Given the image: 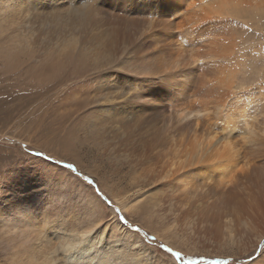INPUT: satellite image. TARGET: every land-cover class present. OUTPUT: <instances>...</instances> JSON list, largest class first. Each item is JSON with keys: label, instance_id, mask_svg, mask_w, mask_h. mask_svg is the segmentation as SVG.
Here are the masks:
<instances>
[{"label": "rangeland", "instance_id": "obj_1", "mask_svg": "<svg viewBox=\"0 0 264 264\" xmlns=\"http://www.w3.org/2000/svg\"><path fill=\"white\" fill-rule=\"evenodd\" d=\"M90 2L93 0H5L6 9L0 10V264H26L25 256L34 253L33 246L36 249L41 237L34 233L33 239L21 242L5 227L8 218L19 225L27 220L35 226L44 225L45 219L57 225L69 220L74 232L90 229L95 230L94 234L104 235L101 245L110 250L119 245L128 248L132 244L128 233H132L141 241L139 246L147 250L149 264H205L211 260L264 264V235L253 236L257 244L251 245V252L237 245L215 248V236L205 237L203 228L200 230L194 206L184 210L185 205L177 202L174 191L170 192L165 180L153 172L155 160H151L153 164L127 163L126 155L131 153L130 144L134 145V140L119 145L112 137L107 125L111 103H105L106 98L101 96L110 89V77H118L120 87L130 89L127 81L135 77L123 71L134 69L132 73H138L141 69L126 45L111 49L82 26L84 15L89 18L101 11L100 16L98 12L94 14L95 20L100 18L96 22L106 29L102 24L108 17L105 13L113 12L95 5L101 10L89 13ZM134 2L139 12L148 8V0ZM128 14L124 15L126 19L133 17ZM169 15L148 12L135 14V18L144 21L143 30L152 28L151 24L156 28L159 48L168 37L179 40L167 53L173 57L177 49L185 51L184 55L198 48L207 50V43L220 38L219 34L233 36L236 55L245 68L240 76L241 82L246 79L244 89L255 94L259 88L264 89V23L239 22L233 18L224 23L225 27L222 25V31L217 29L219 24L213 30L207 27V32L213 31L212 37L206 36L209 38L206 42L193 45L184 41L191 37L187 31L179 38L181 15ZM200 86L196 81L191 83L189 93L184 94L186 98H180V108L194 103L199 106L206 100V90L204 93ZM165 148H169L168 141L157 150L166 152ZM121 150L124 156L120 155ZM68 164L74 165V172L66 167ZM88 181L92 182L90 186ZM26 205L31 209L20 211ZM17 209L22 214L16 217L13 214ZM43 228L44 235L62 231L61 226L51 228L49 224ZM139 246L136 252L140 251ZM133 248L130 251H135ZM168 248L172 253L179 252L180 258L167 252ZM60 254L58 247L52 256Z\"/></svg>", "mask_w": 264, "mask_h": 264}, {"label": "bare ground", "instance_id": "obj_2", "mask_svg": "<svg viewBox=\"0 0 264 264\" xmlns=\"http://www.w3.org/2000/svg\"><path fill=\"white\" fill-rule=\"evenodd\" d=\"M134 1L93 0L88 5L89 13L100 9L95 5H101L104 11H113L105 13L108 17L102 19L106 29L100 25V18H97L100 23L95 20L94 14L98 11L90 14L89 18L87 14L84 15L82 26L100 37V41L104 40L111 49H118L122 45L130 48L139 63V74L172 75L176 78L168 81L132 78L127 84L128 88L134 90L136 98L130 99L127 94H123L122 99H117L118 93L113 91L126 87H120L118 77H110V89L101 97L106 98L105 103H111L112 112L107 125L113 133L112 137L118 140L119 145L134 140V145L130 144L131 153L126 155L129 165L147 164L148 161L151 164V160H155L154 164L152 162L155 167L153 172L165 180L170 192L174 191L173 196L177 197L178 203L185 205L184 210L194 206L200 230L203 228L207 234L205 237L215 236V248L237 245L239 249L246 247L251 252V245L255 243L253 236L256 234L259 238L264 235V89L259 88L257 94L244 89L243 81L246 79L242 78L241 82L240 76L245 68L236 55L237 43L233 36L219 34L220 38L207 43L209 49L198 48L189 55L177 49V55L173 57L167 53L179 40L168 37L163 47L159 48L158 32L154 31L156 28L149 24L152 28L141 29L144 21L135 18V14L149 12L165 17H170V13L171 16L180 14L183 21L177 27L182 31L179 38L187 31L191 37L184 41L195 45L209 39L206 36H210L213 31L207 32V27L212 29L219 24L217 29H221L227 20L233 18L239 22L249 20L263 24L264 0H148L147 11L141 13ZM0 4L1 11L6 9L5 0H0ZM127 13L133 17L126 19ZM184 41L181 42L182 46ZM192 79L202 85V91L206 90V100L199 106L194 103L191 107L180 108V98L187 95ZM166 141L169 148L159 153L157 148ZM120 155L124 156L122 150ZM147 173L152 174L149 170ZM28 208L26 205L20 211ZM20 211L17 209L13 215L20 216ZM15 221L8 218L5 227L17 235L16 238L21 242L33 239L34 233L41 236L36 249L33 246L34 253L25 256L26 264H149L147 250L139 246L141 241L132 233H128L132 241L128 248L119 245L110 250L101 245L104 235L94 234L95 230L90 229L74 232L70 230L69 220H62L57 225L45 219L41 226H35L32 222L30 224L27 220H22L21 225ZM48 224L51 228L61 226L62 231L55 230L53 234L44 235L43 227ZM137 246L141 249L136 252ZM58 247L61 249L60 256H52L57 253ZM133 247L135 251H130L129 248Z\"/></svg>", "mask_w": 264, "mask_h": 264}, {"label": "snow or ice", "instance_id": "obj_3", "mask_svg": "<svg viewBox=\"0 0 264 264\" xmlns=\"http://www.w3.org/2000/svg\"><path fill=\"white\" fill-rule=\"evenodd\" d=\"M158 54V53H156ZM202 63V62H200ZM123 73H125L126 75L132 76V77H136L138 79H147V80H156V81H168V80H173L176 77L172 76V75H163V76H144L143 74H139V73H132L129 71H123ZM113 93H118L117 95V99H122L123 94H127V96L130 99H135L136 98V94H134L130 89H118V90H114ZM35 155L39 156L40 153H36ZM68 169L72 170L73 172L75 171V167L73 164H68L66 166ZM85 180H87V177H85ZM91 181H88V185H91ZM98 195V193H97ZM123 219V218H121ZM136 231H139L138 229ZM167 252L172 253V249L168 248L166 249ZM172 255L175 258H180L181 254L179 252H175L172 253ZM193 264H195V262H193ZM205 264H233L232 261H228V260H211V261H206Z\"/></svg>", "mask_w": 264, "mask_h": 264}]
</instances>
